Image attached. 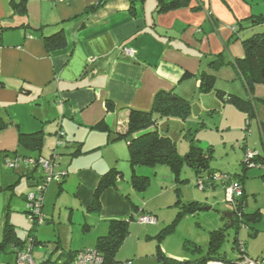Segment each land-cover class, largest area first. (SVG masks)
<instances>
[{
    "label": "crops",
    "instance_id": "obj_1",
    "mask_svg": "<svg viewBox=\"0 0 264 264\" xmlns=\"http://www.w3.org/2000/svg\"><path fill=\"white\" fill-rule=\"evenodd\" d=\"M18 1L0 0V117L8 123L0 130V192L10 204L16 199V206L26 208L28 194L37 190L44 177H38L36 161L46 158L42 153L46 134L64 131L70 158L59 166L62 182L54 188L58 194L70 193L72 209L82 207L88 212L84 209V221H79V238L75 232L66 238L53 215L49 216V195L54 192V184H49L43 192L44 220L38 222L47 224L46 232L39 228L37 233L29 234L40 241L33 246L34 257L35 251L46 250L37 261L58 264L72 250L95 247L97 237L108 232L111 218L127 217L133 212L130 195L137 190L131 178L130 182L124 181L132 173L128 142L116 139L126 108L150 109L160 89H174L189 98L200 86L202 71L215 73L208 65L230 46L232 39L236 50L241 42L243 51H230L227 59L244 56L242 39L249 35L242 34L262 25L256 18L264 16V0H192L189 6L164 13L156 12L158 0L138 2L135 13L130 10V0H107L94 12L86 9L98 0H27L25 13L14 9L13 2ZM61 28L67 46L48 51L42 35ZM125 45L135 50L134 56L123 51ZM108 100L114 102V110L107 108ZM102 120L109 130L95 128ZM38 130L43 131L40 150L20 144V132ZM261 140L263 148L261 145L258 150L264 156L262 127ZM112 167L120 173L102 189L100 206L94 208L95 190ZM142 167L138 166L137 172H150ZM8 189L10 197L6 195ZM10 204L5 224L12 225L16 240L29 239L31 236L23 238L16 231ZM147 230L151 233V228ZM149 245L155 254L156 240ZM9 246L15 253L14 263L21 247L11 244L6 249ZM162 250L167 256L182 259ZM48 258L52 260L49 263L45 261Z\"/></svg>",
    "mask_w": 264,
    "mask_h": 264
},
{
    "label": "rangeland",
    "instance_id": "obj_2",
    "mask_svg": "<svg viewBox=\"0 0 264 264\" xmlns=\"http://www.w3.org/2000/svg\"><path fill=\"white\" fill-rule=\"evenodd\" d=\"M263 28V25H257L254 30L247 31L246 34L242 35H251L255 31L263 30ZM237 44V50L243 51L241 42ZM237 50L235 49V40L232 39L230 46L225 47L223 52L225 58L227 59L230 56V51ZM214 57L216 58L217 54ZM208 67H210V64ZM211 69V71H215L217 85L227 88L226 90L230 92L237 91L235 93L251 100L254 113L251 114V111L239 108L232 101L220 98L214 90L201 91L198 84L197 91L188 98L190 100L188 116L186 118L158 117L157 129L160 133L169 134L174 139L177 151L182 156L190 150L192 140H194L195 143L201 142L204 147L210 145L213 147L210 163L214 168L230 173L244 172L242 160H245L246 152L241 143L246 142L247 148L253 151L260 149L263 144L261 142L260 126L261 121H264V95L256 94L255 89L258 88L264 94V82H257L253 92L250 93L244 86L233 64L224 63L219 68L212 67ZM246 125H248V129ZM68 151V147L64 144L58 145L57 134H46V143H44L42 153L47 158H50L52 153L54 154V168L57 176L62 175V170H58L61 163L66 164L69 162L70 155L66 154ZM142 166V168L150 171L148 174H143L151 177V184H149L146 191H133L132 196L129 195L131 200L137 203L140 208L145 206V210H139L140 213H147L149 210L157 212L156 222L144 224L138 219L131 220L130 232L118 250L117 258L126 260L131 257L135 264H156L155 254L149 244H154L155 240L157 243L155 236L160 229L172 223L180 210L179 208H183V203L188 205L193 200L199 201L196 205L197 209L194 212L190 211L182 215L175 227L161 239L162 247L166 252L182 259H197L208 252L210 232L214 229L224 228L225 239L219 248L221 254L226 255L228 258H235L240 255V251L233 248V241L237 236L246 243L249 255L252 257L264 256L263 166H251L246 171V212L249 214L245 216V223H242L239 228L236 225L229 226V219L225 216L226 212L233 209V205L230 203L227 191L222 183L214 189H201L197 185L195 170L186 163L181 171V178L187 179L186 182L176 181L168 164L159 163ZM36 173H38V177L44 174L41 165H38ZM61 178H55L49 183L54 184L51 189L54 192L49 195L47 205L49 216L52 217L53 215L56 226L68 235H64L66 238H70L75 232V237L78 239L77 232L79 233L82 226L79 221L83 223L84 209L86 212H88V209L76 206L72 209L69 204L70 193L66 191L58 194L59 191L55 188H57V184L59 185L62 182ZM130 178L131 173L124 181L127 179L130 182ZM178 187L180 188L179 196L176 190ZM160 190L163 191L162 195L159 194ZM6 192V195L10 197V189ZM14 197L18 198V196ZM133 197H136L137 200ZM14 201L10 204L8 199L5 200V193L0 192V239L3 237L8 204H10V217L14 222L11 221L21 237L25 238L30 232L35 234L39 228L46 232L47 224L43 222L40 224L33 223L31 214L25 212V206H16L17 200ZM73 213L75 217H73ZM148 228H151L149 234ZM49 230L47 228V231ZM53 245L54 242L48 247ZM44 246L46 249V243ZM42 255H46V250L41 253L35 251L36 260L41 258ZM14 259L15 253L12 246L0 251V264H11Z\"/></svg>",
    "mask_w": 264,
    "mask_h": 264
},
{
    "label": "trees",
    "instance_id": "obj_3",
    "mask_svg": "<svg viewBox=\"0 0 264 264\" xmlns=\"http://www.w3.org/2000/svg\"><path fill=\"white\" fill-rule=\"evenodd\" d=\"M26 1L20 0L13 2V7L17 12H26ZM107 0H98L96 3L90 5L86 12H94ZM143 0H130V10L135 13L136 5L138 2ZM192 0H158L156 6L157 13L168 12L173 9H177L183 6H189ZM197 8V6H195ZM256 22L264 26V16L256 18ZM3 30L0 29V44L2 39ZM46 49L48 51L61 49L67 46L68 40L66 33L63 28L55 31L51 34L42 35ZM240 38V35L237 36ZM244 46V56L233 57L226 59L223 52L217 54V57L210 61V66L213 68H219L224 63L233 64L239 77L246 89L251 93L253 92L254 86L257 82H264V28L261 31H255L251 35L242 39ZM200 90L208 91L214 90L216 94L222 98L232 101L235 105L243 110L251 111L254 113L252 102L249 98H244L238 94L227 92L223 89L216 87V75L208 71H202L200 73ZM107 108L109 110L115 109V104L111 100L107 101ZM190 112V100L186 97L179 95L174 89L158 90L153 98L152 106L150 109H138L134 107H127L126 113L122 116L120 125L117 129L116 139H124L128 142L129 149V161L132 168L131 182L134 189L137 191H145L150 182L151 177L149 175L138 174L137 167L142 165H156L159 163L168 164L171 168L172 174L176 181L186 182L187 179L181 178V171L183 165L186 163L192 169L195 170L197 176V185L199 186V180H203V190L214 189L220 183L223 184L227 191V188L231 183L237 181L241 184L242 194L234 195L229 201L233 205V217L235 224L238 228L245 223V216L249 213L246 212L247 207V190L244 185L246 171L250 167L248 160H242L243 171L230 173L229 171L220 170L211 166L210 159L212 156L213 147H203L200 143H195L192 140L190 150L186 155L182 156L178 153L176 142L169 134H162L157 129L158 117H182L186 118ZM8 125L0 117V130ZM248 129V125H246ZM262 135L264 139V121L261 122ZM95 128L100 130H109L108 124L105 120L100 121ZM20 144L40 150L43 144V131L38 130L34 132H20L19 133ZM245 146V142L241 143ZM59 145V144H58ZM248 148L245 147V152ZM257 154L249 160L256 161L264 167V156L260 154L259 150H256ZM53 153L51 157H53ZM120 171L116 167L110 168L100 180L98 187L95 190L93 198V207L99 208L100 206V193L102 189L112 183V178L117 176ZM146 174V173H145ZM45 175V174H43ZM264 177V173H263ZM43 179V177H42ZM178 196L180 195V188H176ZM178 201V200H177ZM199 201H190L191 204L183 203V208L177 212L176 217L172 223L161 228L159 233L155 236L157 238V246L155 252L156 264H207L211 259L229 260L234 258H228L226 255L220 253V246L225 239L224 228L214 229L210 232V244L207 254H202L197 259H178L175 257L167 256L163 252L161 247V239L165 234L171 231L179 218L187 212H194L197 208L196 205ZM179 203V202H178ZM139 209L145 210V206H140L136 203H132L133 212L128 217H114L109 220V229L105 234H101L97 237L95 247L103 256L102 264H117L121 261L133 259L119 260L117 258L118 250L123 244L125 238L130 232V223L133 219H138L141 215H154L156 214L151 211L147 213H139ZM26 210V209H25ZM43 211V209H42ZM47 219V217H45ZM230 220L228 221V223ZM30 234V233H29ZM28 234V235H29ZM31 236V235H29ZM28 236V237H29ZM32 245L38 244L40 241L36 236L31 237ZM28 238L23 240H16V233L12 225L7 222L4 226V235L0 240V251L6 249V245L18 244L21 249L26 247ZM241 242L243 247H240ZM233 248H237L240 252L244 250L247 252V245L244 241L240 240L239 237H235L233 241ZM241 249V250H240ZM20 250V249H19ZM77 251L72 250L67 259H70ZM66 259V260H67ZM46 262L52 261L50 258L45 260ZM44 261V262H45ZM43 263V262H41ZM57 263V261H54ZM59 264V263H58Z\"/></svg>",
    "mask_w": 264,
    "mask_h": 264
},
{
    "label": "built area",
    "instance_id": "obj_4",
    "mask_svg": "<svg viewBox=\"0 0 264 264\" xmlns=\"http://www.w3.org/2000/svg\"><path fill=\"white\" fill-rule=\"evenodd\" d=\"M235 29V27H234ZM123 51L134 56L135 50L130 46H125ZM64 131H58V144H66L65 140L63 139ZM257 154V151H253L248 149L246 152V160H248L249 166H258L261 164L256 161L249 160L250 158L254 157ZM54 156L50 158L39 157L36 161L39 165L43 167L44 170V177L42 182L38 185L36 191L31 192L28 194L27 204H26V211L31 214V220L33 223H38L44 220L43 214V192L45 188L49 185V183L57 178L60 179V176H57L54 171ZM9 164H13L10 160H8ZM200 188H203L204 182L203 180H199ZM242 187L241 184L237 181H234L229 185L227 188V195L229 200L233 198L234 195L238 196L242 194ZM138 220L141 223H154L156 222V216L154 215H141L138 217ZM31 238L28 239L26 247L20 249L17 252L16 260L14 263L11 264H41L39 263L35 257L33 256V245L30 241ZM240 247H243V243L241 242ZM241 250V249H240ZM103 256L102 254L94 247H87L77 251L70 259L64 260L59 264H102L103 263ZM10 264V263H9ZM117 264H133L131 260L121 261ZM207 264H264V256H257L252 257L244 250H241L240 255L235 257L234 259H211L208 261Z\"/></svg>",
    "mask_w": 264,
    "mask_h": 264
},
{
    "label": "water",
    "instance_id": "obj_5",
    "mask_svg": "<svg viewBox=\"0 0 264 264\" xmlns=\"http://www.w3.org/2000/svg\"><path fill=\"white\" fill-rule=\"evenodd\" d=\"M225 216L230 220L229 226H234L235 220H234V217H233V212L232 211L226 212Z\"/></svg>",
    "mask_w": 264,
    "mask_h": 264
}]
</instances>
